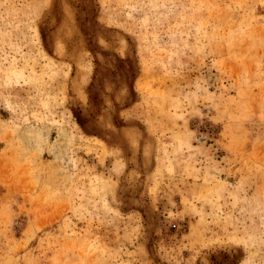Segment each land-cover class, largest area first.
<instances>
[{
    "label": "rangeland",
    "instance_id": "obj_1",
    "mask_svg": "<svg viewBox=\"0 0 264 264\" xmlns=\"http://www.w3.org/2000/svg\"><path fill=\"white\" fill-rule=\"evenodd\" d=\"M0 264H264V0H0Z\"/></svg>",
    "mask_w": 264,
    "mask_h": 264
}]
</instances>
